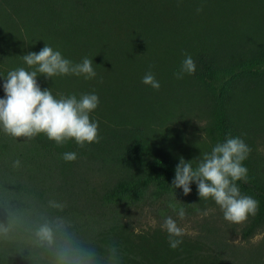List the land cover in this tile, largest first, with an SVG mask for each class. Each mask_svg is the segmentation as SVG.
<instances>
[{
	"label": "trees",
	"instance_id": "obj_1",
	"mask_svg": "<svg viewBox=\"0 0 264 264\" xmlns=\"http://www.w3.org/2000/svg\"><path fill=\"white\" fill-rule=\"evenodd\" d=\"M45 44L93 60L94 78L37 83L56 99L96 94L100 139L58 145L0 126V264H264V0H0V99L8 73L36 70L23 55ZM186 55L196 70L177 79ZM148 72L159 90L142 83ZM228 138L251 149L247 182L235 183L259 208L241 224L195 182L188 195L172 186L181 157L195 169ZM144 199L158 221L137 229L130 206ZM181 207L195 231L172 249L162 225L183 228Z\"/></svg>",
	"mask_w": 264,
	"mask_h": 264
},
{
	"label": "clouds",
	"instance_id": "obj_2",
	"mask_svg": "<svg viewBox=\"0 0 264 264\" xmlns=\"http://www.w3.org/2000/svg\"><path fill=\"white\" fill-rule=\"evenodd\" d=\"M28 66H38L34 71L18 68L10 71L3 84L5 98L0 99V126L3 131L13 137L31 139L43 133L61 145L69 139L83 147L85 143L99 142L98 122L90 120L89 113L99 104L96 94H83L79 99L75 95L56 99L50 89L41 90L37 83L38 73L51 78L57 75H84L91 79L96 76L93 60L85 57L81 63L74 64L64 58L60 51L45 46L39 51L23 55ZM196 70L194 60L186 55L177 79H182L184 73L193 74ZM142 83L159 90L160 83L152 72H148ZM251 149L240 138H228L224 143H217L211 153L198 157L196 168L192 161L180 158L175 169L172 186L182 188L185 195L191 192L190 184H197L200 198L211 197L223 211L224 219L233 224H241L248 217L258 212L259 202L251 196L240 193L236 181L247 182L248 169L243 166ZM63 159L72 162L77 159L75 152H66ZM20 161H14V167H19ZM54 207L62 205L53 202ZM173 207L175 211V206ZM178 216L183 220L186 216L184 208L178 210ZM207 215V212L202 213ZM162 227L169 234V246L176 249L183 241L177 239L185 235V229L178 226L171 216L164 219ZM41 240L52 242L53 233L48 225H42L38 232Z\"/></svg>",
	"mask_w": 264,
	"mask_h": 264
},
{
	"label": "rangeland",
	"instance_id": "obj_3",
	"mask_svg": "<svg viewBox=\"0 0 264 264\" xmlns=\"http://www.w3.org/2000/svg\"><path fill=\"white\" fill-rule=\"evenodd\" d=\"M156 207L157 204L149 202L147 199L140 201L137 205L130 206V209H132L131 218L135 222L137 229L157 223L158 219L155 213L151 211V209H156ZM179 223L185 230L189 232L195 231L194 221L192 219H180ZM259 238H261V235H258L255 239L257 240Z\"/></svg>",
	"mask_w": 264,
	"mask_h": 264
}]
</instances>
